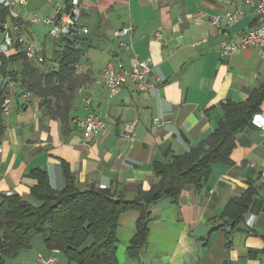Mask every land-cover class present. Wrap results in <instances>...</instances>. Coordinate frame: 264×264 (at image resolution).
<instances>
[{
	"label": "crops",
	"instance_id": "1",
	"mask_svg": "<svg viewBox=\"0 0 264 264\" xmlns=\"http://www.w3.org/2000/svg\"><path fill=\"white\" fill-rule=\"evenodd\" d=\"M81 1L82 23L89 33L73 46L81 57L75 67L78 89L71 121L64 127L35 96L25 105L14 98L10 113L4 115L6 133L0 143V216L12 195L40 205L31 196L36 185L30 177L33 169L47 171L52 187L63 190L64 164L81 190L95 186L134 199L136 186L150 190L158 183L153 172L156 161L167 162L170 155L185 154L199 145L223 120L222 103L247 100L264 81L260 48L224 57V39L210 23L214 15L241 10V19L229 28L230 40L239 41L243 33L264 23L243 0ZM27 2L21 18H16L24 24L38 11L53 14L57 5L69 10L68 0ZM123 29L129 32L118 36ZM26 34L34 41L35 32L26 29ZM45 37L39 51L48 59L59 56L64 45L49 34ZM148 58L160 80L157 88L140 92L128 81L110 98L103 71L118 63L130 69L135 60ZM53 65L58 68V63ZM90 112L106 119V130L88 141L76 120ZM257 114L264 118V103ZM126 127L132 140L123 138ZM230 159L231 164L213 165L202 189L188 185L178 198L164 197L149 206V236L140 259L130 258L127 249L141 212L122 214L118 264H264L263 191L237 227L223 216L231 199L264 183V130L252 122L239 133ZM51 256L57 264H70L62 252L49 250L44 237L36 235L29 249L5 264H43L39 258Z\"/></svg>",
	"mask_w": 264,
	"mask_h": 264
},
{
	"label": "trees",
	"instance_id": "2",
	"mask_svg": "<svg viewBox=\"0 0 264 264\" xmlns=\"http://www.w3.org/2000/svg\"><path fill=\"white\" fill-rule=\"evenodd\" d=\"M17 22L21 23L7 7L0 5L1 31L5 25L12 27ZM75 42L61 39L64 50L52 59L45 56L41 64L28 60L23 51L0 54V143L6 133L2 105L10 94L9 83L31 91L41 107L53 118L61 119L64 127L70 123L78 89L75 67L81 57L73 47ZM54 62L58 68L49 66ZM263 103L264 81L247 100L222 103L225 114L216 131L187 153L170 155L167 162L156 161L153 172L158 183L150 190L136 186L134 199L95 186L81 190L67 164H64L66 186L63 190L52 187L47 171L33 169L30 177L36 185L31 189V196L40 205L34 206L20 195L6 198L7 211L0 216V264L29 249L36 235L44 237L49 250L62 252L70 264H118L119 221L128 211L141 212L137 233L127 249L130 258L140 259L149 236V206L164 197L178 198L188 185L202 189L213 165L231 164L238 134L252 124ZM261 190L264 194V183L251 185L241 197L230 200L223 216L234 228L243 222Z\"/></svg>",
	"mask_w": 264,
	"mask_h": 264
},
{
	"label": "built area",
	"instance_id": "3",
	"mask_svg": "<svg viewBox=\"0 0 264 264\" xmlns=\"http://www.w3.org/2000/svg\"><path fill=\"white\" fill-rule=\"evenodd\" d=\"M27 0H0V5L7 7L15 18H21L23 15ZM243 3L251 8L257 15L264 18V0H243ZM69 10H65L61 5H57L51 15L39 16L33 14L28 25L44 24L49 28V36L54 40L69 39L78 41L89 33V29L83 25L82 16L84 5L81 0H68ZM243 15L241 10L235 12H225L224 14L214 15L210 18L211 25L223 37L221 44V55L224 57L239 54L249 47H259L264 57V23L249 30L241 35L240 40L235 42L230 40L229 28L238 22ZM26 24L17 22L12 27L5 25L3 30V40L0 41V54H13L14 51H23L28 60L38 64L43 63L45 56L30 42L25 32ZM128 29H123L118 36L126 35ZM207 35L204 37L206 40ZM18 46V47H17ZM1 65V63H0ZM103 79L108 87L109 97H114L123 87L131 81L140 92H151L157 88L160 80L154 77L152 59L135 60L130 69H127L123 63H118L115 67L107 68L103 71ZM10 94L2 105V112L8 115L11 111L12 101L18 96L19 103L25 105L33 98V93L25 87L15 83H9ZM90 104V101L87 100ZM252 122L264 130V118L256 114ZM76 124L82 129L83 137L86 140H92L98 137L106 130V119L95 112L84 119H77ZM124 140H132L133 133L129 127L125 128L123 134ZM43 264H57L55 257L39 258Z\"/></svg>",
	"mask_w": 264,
	"mask_h": 264
},
{
	"label": "rangeland",
	"instance_id": "4",
	"mask_svg": "<svg viewBox=\"0 0 264 264\" xmlns=\"http://www.w3.org/2000/svg\"><path fill=\"white\" fill-rule=\"evenodd\" d=\"M35 8V11L37 10L38 11V4H35L34 6ZM34 11V10H33ZM38 14L39 15H42L43 16V13L42 12H39L38 11ZM42 23L40 24H36V25H28L27 26V29H30L32 30L33 32L36 33V37L34 38V41L32 40L31 42L35 45V47L39 50V45H41V41L40 40H46V35L49 33V28L46 27L45 25H41ZM47 42H49V40H47ZM49 57V56H48ZM51 57H49L50 59ZM50 61V60H49ZM50 64V62H48ZM52 64V63H51ZM50 67L53 66L52 65H49Z\"/></svg>",
	"mask_w": 264,
	"mask_h": 264
}]
</instances>
